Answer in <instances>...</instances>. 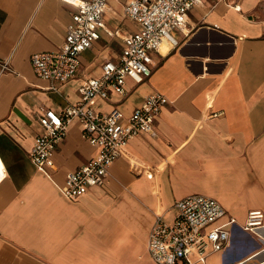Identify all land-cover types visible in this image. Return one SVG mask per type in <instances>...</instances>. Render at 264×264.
<instances>
[{"label": "crops", "instance_id": "0c3cea01", "mask_svg": "<svg viewBox=\"0 0 264 264\" xmlns=\"http://www.w3.org/2000/svg\"><path fill=\"white\" fill-rule=\"evenodd\" d=\"M106 1L100 38L81 53L77 75L52 89L30 56L58 49L75 7L0 0V62L10 68L0 71V264H156L147 251L156 216L170 222L174 203L190 194L216 199L236 220L230 245L204 264H264L258 232L242 228L250 210L264 214V0H202L187 30L174 32L175 46L149 52L147 79L126 78L124 95L88 103L128 116L149 94L168 100L154 134L129 139L102 185L75 199L62 192L66 175L97 152L78 119L52 168L28 156L40 108L60 114L77 103L82 80L98 77L138 29L123 13L126 0Z\"/></svg>", "mask_w": 264, "mask_h": 264}, {"label": "built area", "instance_id": "2783aa9c", "mask_svg": "<svg viewBox=\"0 0 264 264\" xmlns=\"http://www.w3.org/2000/svg\"><path fill=\"white\" fill-rule=\"evenodd\" d=\"M75 11L57 50L33 53L30 62L34 73L56 89L74 78L79 70L83 51L91 48L105 26L106 0H63ZM202 0H126L123 13L138 25L134 32L123 36L119 56L105 60L98 77H85L79 87L80 100L67 105L62 112L40 108V132L28 151L30 159L41 168L54 166L53 154L63 140L68 125L78 119L82 134L97 148L96 154L69 172L62 186L63 194L75 199L90 186L102 185L111 164L120 156L129 139L140 134H154V123L168 100L160 93L149 94L130 115L120 110L98 112L88 103L106 99L110 91L124 95L126 78L140 83L151 75L149 52L159 51L166 41L177 44L174 32H185L188 14ZM10 70L8 62H0V71ZM4 174L0 163V180ZM176 210L170 222L157 215L149 232L147 251L156 264H204L207 254L225 250L230 245L231 229L236 224L214 198L190 194L174 203ZM226 217V218H225ZM225 218L224 220H222ZM264 214L260 209L247 213L244 230L258 232L264 243Z\"/></svg>", "mask_w": 264, "mask_h": 264}, {"label": "bare ground", "instance_id": "6f19581e", "mask_svg": "<svg viewBox=\"0 0 264 264\" xmlns=\"http://www.w3.org/2000/svg\"><path fill=\"white\" fill-rule=\"evenodd\" d=\"M168 46H169L168 42L164 41V42L160 45V48H159V49H160L161 52H165V51L167 50Z\"/></svg>", "mask_w": 264, "mask_h": 264}, {"label": "rangeland", "instance_id": "374dc122", "mask_svg": "<svg viewBox=\"0 0 264 264\" xmlns=\"http://www.w3.org/2000/svg\"><path fill=\"white\" fill-rule=\"evenodd\" d=\"M112 44H115L116 45V44H119V43L117 41H114Z\"/></svg>", "mask_w": 264, "mask_h": 264}]
</instances>
